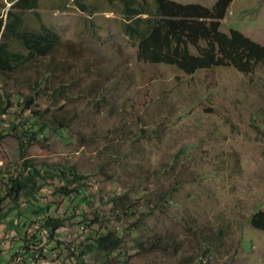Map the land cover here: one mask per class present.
Masks as SVG:
<instances>
[{
	"label": "rangeland",
	"instance_id": "rangeland-1",
	"mask_svg": "<svg viewBox=\"0 0 264 264\" xmlns=\"http://www.w3.org/2000/svg\"><path fill=\"white\" fill-rule=\"evenodd\" d=\"M81 1L86 8L76 0H38L22 10L26 27L42 22L60 41L49 56L0 73V105L9 104L0 115V171L19 165L12 132L31 125L36 140L26 157L72 167L87 197L79 196L73 209L74 201L50 194L63 180L37 178L40 194L57 202L49 214L63 219L56 236L76 253L35 251L25 264L61 258L65 264H264V232L248 221L253 210H264V66L186 74L140 60L123 32L120 2ZM175 1L210 6L215 0ZM9 5L0 0L4 18ZM229 27L264 45V0H232L219 26ZM28 94L32 104L25 107ZM62 116L65 128L57 127ZM127 204L135 206L136 220L121 212ZM15 213L0 222V264L23 256L9 258L20 241L15 224L37 247L53 244ZM94 215L117 232L127 228V241L105 260L93 251L76 258L95 228L80 223ZM133 236L158 245L139 250Z\"/></svg>",
	"mask_w": 264,
	"mask_h": 264
},
{
	"label": "trees",
	"instance_id": "trees-1",
	"mask_svg": "<svg viewBox=\"0 0 264 264\" xmlns=\"http://www.w3.org/2000/svg\"><path fill=\"white\" fill-rule=\"evenodd\" d=\"M8 1L10 5L6 17L4 18L0 13V73L4 75L36 57L49 56L60 41L59 35L42 22L37 29L28 28L23 24L22 10L36 8L38 0ZM118 1L124 18L123 32L135 42L136 56L140 60L174 65L186 74L217 66L233 67L242 72H251L257 65L264 66L263 44L243 34L236 27H229L227 32L219 28L220 20L232 0H215L210 6L175 0ZM76 2L80 7L86 8V4L81 0ZM14 44L19 45L21 49H12ZM22 99L25 107L32 104L31 94ZM8 105V100L0 105V115L5 113ZM34 116L40 117L41 112H36ZM61 118L64 122H59L57 127L65 128L67 117ZM11 128L13 130V127ZM35 132L31 125L21 128L19 132L17 130L12 132L18 141L20 161L18 166L0 171V222L15 209L14 216L39 227V235H44L42 232L44 231L53 244L42 246L44 252L39 246L37 247L36 241L26 238V232H20L15 224L14 233L20 238L17 245L19 249L17 250L16 247L11 249L9 258L23 254L22 257L18 256L17 260H14L16 264H25L27 256L36 254L35 251L44 256L55 247L65 250L67 255L76 253L71 244L56 236V230L62 225L63 219L49 214L56 207L57 202L52 199L47 200L45 194H40L43 184L37 178L58 176L63 180L64 184L53 186L50 194L67 198L70 203L74 201L71 205L73 209L80 201L79 196L87 200V197L81 194L85 184L80 181L81 176L75 169L46 162L34 163L26 157L27 147L32 140H36ZM71 183L73 185H70ZM4 200L10 201L12 206L4 208L2 204ZM71 212L73 213L72 209ZM121 212L127 218H131V221L137 219V210L133 205L127 204ZM13 221L15 222L14 217ZM248 221L252 227L264 232L263 208L258 207L253 210L248 216ZM80 225L95 228L90 242L84 245V249L77 251L76 258L82 253L93 251L105 260L127 241V234L123 232L127 228L117 232L109 228L107 220L96 215L92 219L83 218ZM31 237L36 239L35 235ZM131 242L139 250L151 249L150 247L158 245V241L157 244L152 241L144 244L134 236ZM60 264H65L64 258H61Z\"/></svg>",
	"mask_w": 264,
	"mask_h": 264
},
{
	"label": "built area",
	"instance_id": "built-area-1",
	"mask_svg": "<svg viewBox=\"0 0 264 264\" xmlns=\"http://www.w3.org/2000/svg\"><path fill=\"white\" fill-rule=\"evenodd\" d=\"M34 255H36V254H34ZM31 257H32V255H31Z\"/></svg>",
	"mask_w": 264,
	"mask_h": 264
}]
</instances>
